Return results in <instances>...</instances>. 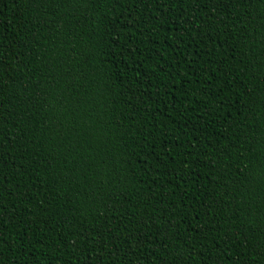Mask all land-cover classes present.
Instances as JSON below:
<instances>
[{"label": "trees", "instance_id": "16d2710c", "mask_svg": "<svg viewBox=\"0 0 264 264\" xmlns=\"http://www.w3.org/2000/svg\"><path fill=\"white\" fill-rule=\"evenodd\" d=\"M0 264H264V0H0Z\"/></svg>", "mask_w": 264, "mask_h": 264}]
</instances>
